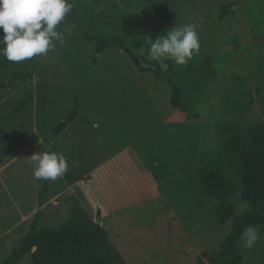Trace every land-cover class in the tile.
I'll list each match as a JSON object with an SVG mask.
<instances>
[{
  "label": "rangeland",
  "instance_id": "rangeland-1",
  "mask_svg": "<svg viewBox=\"0 0 264 264\" xmlns=\"http://www.w3.org/2000/svg\"><path fill=\"white\" fill-rule=\"evenodd\" d=\"M69 2L67 20L77 27L63 46L24 62L0 56V80L8 82L0 90V118L34 96L26 110L3 119L22 144L0 154V263L20 247L40 207V223L59 229L78 205L92 217L102 208V224L127 264H195L200 253L220 250L234 214L250 209L241 189L233 212L206 195L199 179L224 159L219 124L264 122V0H158L176 10L171 22L146 0ZM94 14L95 38L120 37L146 61L152 40L187 23L198 25L199 52L157 76L141 70L125 47L98 53L97 41L86 38ZM23 65L33 72L27 82L13 79ZM251 91L255 100L245 107ZM76 100L78 118L56 140L53 127ZM52 143L68 171L49 182L41 206L44 181L34 179L28 157L49 152ZM252 225L260 238L251 249L237 241L242 264H264V225Z\"/></svg>",
  "mask_w": 264,
  "mask_h": 264
},
{
  "label": "trees",
  "instance_id": "trees-1",
  "mask_svg": "<svg viewBox=\"0 0 264 264\" xmlns=\"http://www.w3.org/2000/svg\"><path fill=\"white\" fill-rule=\"evenodd\" d=\"M151 3L157 17L166 22L173 21L176 10L160 4L158 0H146ZM182 2V1H181ZM223 17V16H222ZM97 15L92 17L91 24L86 30V38L97 41V50L101 51L116 45L124 48L125 41L120 37H94V25ZM3 35L0 29V36ZM138 65L141 70L153 71L162 76L172 69V61L167 71H160L157 62L146 61L142 56ZM33 72L29 65H23L14 73L13 79L25 80L32 78ZM8 86V82L0 80V90ZM258 85L257 90H261ZM182 93L175 87L172 102L179 106ZM34 96L22 98L10 115L20 113L31 104ZM254 92H250L249 101L245 107L254 102ZM74 106L65 119L53 127V136L57 140L63 132L69 130L71 124L78 118L79 103ZM0 118V154L8 155L10 150L19 148L22 144L20 136L10 134ZM223 140L224 159L216 164L207 165L200 173L199 186L208 196L232 206V199L237 190L241 189V198L250 204V209L233 216V228L218 251H204L199 254L195 264L223 263L242 264L244 255L237 246L241 233L249 225H264V122L239 121L219 124ZM49 151L57 152L56 143H52ZM49 182L44 181V190L40 193L41 206L46 203L45 197L49 190ZM102 208L98 207L94 217L88 211L75 205L68 219L59 229H53L40 223L44 210L40 207L34 217L29 232L23 237L20 247L9 254L0 264H127L123 255L113 244L109 231L103 226Z\"/></svg>",
  "mask_w": 264,
  "mask_h": 264
},
{
  "label": "clouds",
  "instance_id": "clouds-1",
  "mask_svg": "<svg viewBox=\"0 0 264 264\" xmlns=\"http://www.w3.org/2000/svg\"><path fill=\"white\" fill-rule=\"evenodd\" d=\"M72 9L69 0H0V56L9 62H24L47 55L57 45L63 46L65 34L72 35L77 27L74 21L67 20ZM61 25L63 31L58 30ZM197 27L196 23L175 26L152 40L149 56L160 71L168 70L165 61L185 66L199 52ZM28 163L37 181H55L68 171L66 157L56 152H34ZM259 238V227L253 225L244 228L240 237L248 249Z\"/></svg>",
  "mask_w": 264,
  "mask_h": 264
},
{
  "label": "water",
  "instance_id": "water-1",
  "mask_svg": "<svg viewBox=\"0 0 264 264\" xmlns=\"http://www.w3.org/2000/svg\"><path fill=\"white\" fill-rule=\"evenodd\" d=\"M124 50L127 51V53H128L131 57H133L134 61H135L137 64H140V63H141V61H142L141 58L138 57V56L134 53V51H132V50L129 49L128 47H125Z\"/></svg>",
  "mask_w": 264,
  "mask_h": 264
},
{
  "label": "crops",
  "instance_id": "crops-1",
  "mask_svg": "<svg viewBox=\"0 0 264 264\" xmlns=\"http://www.w3.org/2000/svg\"><path fill=\"white\" fill-rule=\"evenodd\" d=\"M104 226V225H103ZM105 227V226H104ZM110 234V233H109Z\"/></svg>",
  "mask_w": 264,
  "mask_h": 264
}]
</instances>
